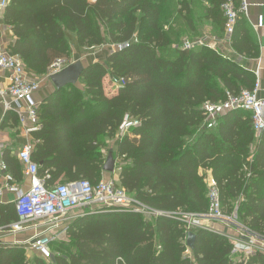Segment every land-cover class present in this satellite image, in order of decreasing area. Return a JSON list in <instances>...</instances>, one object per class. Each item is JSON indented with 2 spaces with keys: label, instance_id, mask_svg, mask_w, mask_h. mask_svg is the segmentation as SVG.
<instances>
[{
  "label": "trees",
  "instance_id": "16d2710c",
  "mask_svg": "<svg viewBox=\"0 0 264 264\" xmlns=\"http://www.w3.org/2000/svg\"><path fill=\"white\" fill-rule=\"evenodd\" d=\"M202 1L9 0L2 20L13 31L11 52L38 76L70 57L69 33L83 49L106 41L128 44L104 63H89L77 81L82 88L54 89L42 101L31 158L40 177L49 175L47 186L77 180L95 185L111 154L119 169L116 185L168 213L205 214L209 172L226 211L264 236V130L255 134L244 110L224 112L207 128L200 109L205 101L224 100L226 91L251 89L254 75L208 44L181 48L183 41L201 37ZM207 1L222 35L225 0ZM238 2L233 0L236 8ZM174 13L178 18L184 13V25L171 24ZM243 21L238 13L230 46L251 56L239 45ZM108 74L124 81L110 94L103 82ZM125 118L139 125L122 134ZM178 218L148 220L110 208L78 214L67 226L68 242L50 244L54 264H264L260 252L234 262L225 236ZM188 232L195 236L191 249ZM0 264L46 263L27 260L22 248L0 247Z\"/></svg>",
  "mask_w": 264,
  "mask_h": 264
},
{
  "label": "built area",
  "instance_id": "2783aa9c",
  "mask_svg": "<svg viewBox=\"0 0 264 264\" xmlns=\"http://www.w3.org/2000/svg\"><path fill=\"white\" fill-rule=\"evenodd\" d=\"M8 2L9 0H0V21ZM246 8L247 5L244 0L238 8L235 7L233 0H225L220 5V10L225 18L224 42L230 41L237 14L245 13ZM203 44H206L205 38L200 37L195 41H183L181 48L191 49L195 45ZM127 45L122 44L119 48L121 49ZM65 64V60L63 59L54 61L49 66L48 72L44 75L45 78L49 79L50 75L60 71L66 66ZM0 68L8 70L10 73L9 86L6 89L0 88V99H2L5 108L13 109L17 112L20 124L25 127V133L37 130L39 128L37 123L39 112L38 105L33 101V94L38 90L40 82L43 79L29 71L17 55L2 48H0ZM120 81V86H122L124 81ZM258 89L259 84L255 82L251 89H241L237 93L226 91V97L222 101H205L200 109L203 113L206 127H214L219 116L224 112L244 110L250 113L253 131L257 134L264 130V99L257 96ZM27 121L35 123L31 126H26ZM137 125H139L138 120L125 118L121 125L122 134L130 127ZM32 149L33 146L31 144H24L17 152V157L23 166L24 174L29 180V187L25 191L10 183L12 176L6 172V165L0 159V174H3L5 180L4 185L0 186V194L2 190H6L15 195L14 206L18 219L7 225L6 229L10 232L22 231L32 221H44L56 224L59 220L67 218L70 211L86 208L92 204L100 205V209L102 210L96 212H104L110 208L115 211L142 215L148 214L154 217L164 216L174 218L181 215L182 218L179 217L178 219L183 220L188 227H190L191 223H195V221L192 222V218L202 217L211 222H225V226L232 224L233 227H236V230H248L244 224L238 221L234 212L230 216H226L223 213L216 183L209 172L205 177L208 188L206 195L208 202L207 212L205 214L168 213L142 204L127 194L123 188L117 186L112 179H101L95 185L87 180H77L47 186L45 180L49 178V175L47 173L43 177L38 175V166L31 158ZM195 225L199 226L198 224ZM202 228L210 229L221 235L223 234L221 231L210 226H202ZM61 232L63 233V231H59L50 235H39L29 242L28 247L35 251L42 260H47L52 255L50 244L62 234ZM249 236L242 238L237 233L235 237L233 235V252L234 249H239V245H244L247 247L246 258L257 252L264 253V236H259L257 237L258 239Z\"/></svg>",
  "mask_w": 264,
  "mask_h": 264
},
{
  "label": "crops",
  "instance_id": "0c3cea01",
  "mask_svg": "<svg viewBox=\"0 0 264 264\" xmlns=\"http://www.w3.org/2000/svg\"><path fill=\"white\" fill-rule=\"evenodd\" d=\"M242 1L243 0H239V5ZM244 1L247 5L246 12L240 14H242L243 16V23L246 29H244L243 27L241 29L240 35L242 36V40L239 45L246 51L250 52L251 56H247L245 53H237L233 48H231L230 41H223L224 33L222 35L220 34L222 33L220 28L216 26L214 19H212V15L208 13L210 3L207 0L202 1L201 11L197 15V17H202L201 21H197V23L199 24V28L197 31L199 34H201V37L205 38L206 44H208L211 48H215L218 52L224 54L225 56L231 57L243 69L250 71L254 75V83L258 82L259 84L257 96L264 99V0ZM177 18V14L174 13L173 17L171 18V24H175L174 22H176L175 20ZM181 18L179 21L180 25H184L185 21ZM68 39L71 50V59L67 61L66 65L72 62H76L78 55L77 53H81V50L83 49L77 47L75 43V37L72 33L68 34ZM13 42L14 38L12 29L8 24L1 20L0 48L12 53L10 48L13 45ZM105 47L106 49H111L108 41H106V45L103 47V51ZM9 75L10 73L8 70L0 68V88L6 89L9 86ZM40 78L43 80H41L38 90L33 94V101L38 106L55 89L53 84L47 82L49 79L45 78L44 75L40 76ZM79 88H82V86ZM34 123L32 121H27L26 126H31ZM37 123L40 127V119H37ZM35 131L36 130H34V132ZM32 132L25 133V127L20 124L17 112L13 109H6L2 99H0V159L6 165V172L12 176V181L10 183L16 185L22 191L27 190V188L29 187V180L24 174L23 166L17 157V152L24 144H31L33 146L35 140L32 137ZM259 133H257V135ZM108 144L110 149H115L116 138L110 140ZM111 178V173L103 172L102 180H109ZM4 183V176L3 174H0V186L4 185ZM14 200V193L8 192L6 190L1 191L0 247L22 248L25 251L26 259L32 260L34 259V255L35 257H39V255L28 247L29 242H31L33 239H35V237H38L39 235H50L58 232L60 230V228L58 227L60 224L57 225V223L50 224L44 221H32L28 223L22 231H8V229H6L7 225L18 219L15 211ZM245 227L247 228V226ZM235 231L236 228L233 227V233ZM246 232L248 235H251V237H254L256 239H258L257 237L260 236L254 232H251L249 229ZM246 249L247 247H245L244 245H239V249L237 250L234 249L232 255L233 261L238 262L246 258ZM29 251L32 254H29Z\"/></svg>",
  "mask_w": 264,
  "mask_h": 264
},
{
  "label": "rangeland",
  "instance_id": "374dc122",
  "mask_svg": "<svg viewBox=\"0 0 264 264\" xmlns=\"http://www.w3.org/2000/svg\"><path fill=\"white\" fill-rule=\"evenodd\" d=\"M177 22L180 21L179 18L176 19ZM106 45V42L99 46V47H95V48H89V49H82L81 50V53H77V61H80L81 64L83 66H87L89 63H96V62H99V63H104L105 59L107 58L108 55H110L112 52L114 51H118L120 50V45L118 44H110L109 45L111 46V49H104L103 51V47ZM71 58L69 57L67 60H65V63H67V61H69ZM66 65V64H65ZM47 82H50V80H48ZM103 82H104V88H105V92L110 94V93H113L115 92V90L121 85V81L120 79H115L113 77H111V75H107L103 78ZM52 84V83H51ZM76 86L78 87H81L82 84L80 83V81L76 84ZM109 146V144H108ZM119 169L117 168H114V172L112 174V180L118 184V176H119ZM201 172V170H199ZM208 174V172L206 173V175ZM208 203V202H207ZM223 207V206H222ZM100 205H97V204H92V205H89L87 206L86 208H82V209H78V210H72L68 213V217L67 218H64L62 220H59L57 222V224L59 225L58 227L60 228L59 231H63V233L58 236V238L55 239V241H63V242H68V237L66 235V231H67V226L69 225V223L72 221V219L74 217H76V214H81V213H85V212H88V213H93V212H96V211H101L102 209H100ZM223 213L226 215V216H230L231 214H233V211L232 212H227L226 211V208L223 207ZM183 214V213H182ZM189 214V213H188ZM146 219L150 220V219H153L154 216L152 215H143ZM180 218H182L181 215H179ZM195 221L194 224L191 223V227H194L195 224H198L200 227L202 226H210L218 231H221L224 236L230 241V243L233 245L234 242H233V235L234 237L236 236V233L238 234V236H241L242 238H246L247 236H249L246 232V230H236L234 233H233V225L232 224H229L227 227L224 225L225 222L223 223H219V222H211L209 220H205L203 219L202 217H196V218H192V222ZM239 221V220H238ZM62 227V228H61ZM236 228V227H235ZM66 229V230H65ZM58 231V232H59ZM222 234V235H223ZM251 237V236H249ZM54 242V241H53ZM24 251V250H23ZM35 252V251H34ZM29 254H32L30 251L28 252ZM24 254H25V251H24ZM185 255H189L190 254V250L187 248V250L185 251L184 253ZM232 255H233V251H232ZM54 254L52 253L51 257L47 260H43L46 264H54V258H53ZM34 258H35V255H34ZM232 260H233V256H232Z\"/></svg>",
  "mask_w": 264,
  "mask_h": 264
},
{
  "label": "water",
  "instance_id": "95a60500",
  "mask_svg": "<svg viewBox=\"0 0 264 264\" xmlns=\"http://www.w3.org/2000/svg\"><path fill=\"white\" fill-rule=\"evenodd\" d=\"M86 66H83L80 61L72 62L64 66L60 71L50 75L49 80L55 87L59 89L67 85H75L79 79L81 71ZM115 168V162L111 154H108L105 164L103 166V171L107 173H113ZM194 234L188 232L186 236V246L191 249L194 243Z\"/></svg>",
  "mask_w": 264,
  "mask_h": 264
}]
</instances>
